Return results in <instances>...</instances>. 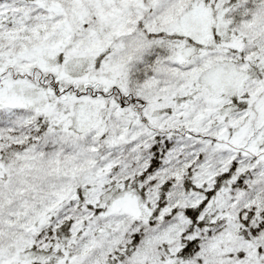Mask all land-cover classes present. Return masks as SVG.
<instances>
[{
	"label": "snow or ice",
	"instance_id": "snow-or-ice-1",
	"mask_svg": "<svg viewBox=\"0 0 264 264\" xmlns=\"http://www.w3.org/2000/svg\"><path fill=\"white\" fill-rule=\"evenodd\" d=\"M0 264H264V0H0Z\"/></svg>",
	"mask_w": 264,
	"mask_h": 264
}]
</instances>
